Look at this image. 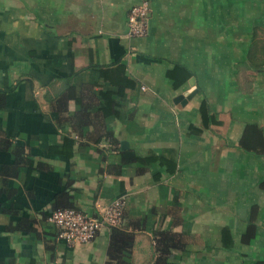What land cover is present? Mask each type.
<instances>
[{"label": "crops", "instance_id": "0c3cea01", "mask_svg": "<svg viewBox=\"0 0 264 264\" xmlns=\"http://www.w3.org/2000/svg\"><path fill=\"white\" fill-rule=\"evenodd\" d=\"M142 3L147 34L130 38ZM254 27L264 0H0V264H108L110 230L68 247L48 218L118 199L122 264H158L166 232L181 248L159 264L264 262V159L237 149L246 124L264 132V72L242 93L234 68ZM175 66L198 91L177 104L191 77ZM203 99L221 126L191 135ZM151 154L164 163L133 159Z\"/></svg>", "mask_w": 264, "mask_h": 264}, {"label": "trees", "instance_id": "16d2710c", "mask_svg": "<svg viewBox=\"0 0 264 264\" xmlns=\"http://www.w3.org/2000/svg\"><path fill=\"white\" fill-rule=\"evenodd\" d=\"M177 69H181L183 72V77L190 78L192 74L185 69L184 67L175 66ZM118 68V66H117ZM235 77L237 81L238 90L242 93L249 92L250 83H251V76L249 75V72H252L254 74H259L264 72V30L254 27L252 30V39L246 54V61L243 63H239L235 65ZM169 77L170 74H168ZM128 81V80H127ZM129 84L119 85L118 86V94H121L122 91L125 88H128L130 86L131 88L134 87L133 82L128 81ZM70 98H74L72 94V90L68 89L67 91ZM72 93V94H71ZM106 97H109L110 93L102 94ZM77 98V97H76ZM77 100V99H76ZM77 102V101H76ZM200 120H201V127L200 128H194L192 126L189 127V133L191 135H200L204 130L210 129L211 126H221V122L218 120V116L214 114L207 101L203 99L199 105L198 108ZM237 149L242 152L245 155L262 158L264 159V132L263 129L258 127L256 124H246L242 135L237 143ZM136 162L142 163V164H149L150 162L158 161L160 164L164 163V158L155 157V155H150L146 158H133ZM166 168L169 172L175 171V164L172 162H167ZM260 190L264 191V180L259 184ZM73 210V209H72ZM122 220V218H121ZM121 222L117 227L111 228V236L110 241L113 243L115 239H119L123 242V244H126L127 247L125 252L129 254L130 250V241L132 242V238H130V235H120L117 233V229L120 228ZM255 226L249 225L244 233V235L241 237V243L242 244H249L251 240L255 238ZM222 234H224V237L229 234V232L224 229L222 231ZM129 236V237H128ZM155 239V253L158 255L157 263H161L162 259L165 258V256L168 255L169 250L171 249H177L179 250L181 248L180 242H176L175 236H173L170 233H157L154 235ZM111 243L110 246V253H109V262L108 264H122L121 261H119L116 257L118 255L117 252H113V244ZM230 247V244L226 245ZM112 252V253H111ZM160 261V262H159ZM128 264V263H127ZM165 264V263H162ZM257 264H264V262H259Z\"/></svg>", "mask_w": 264, "mask_h": 264}, {"label": "built area", "instance_id": "2783aa9c", "mask_svg": "<svg viewBox=\"0 0 264 264\" xmlns=\"http://www.w3.org/2000/svg\"><path fill=\"white\" fill-rule=\"evenodd\" d=\"M148 4L142 3L130 9L127 16V35L142 38L147 34ZM123 199L113 201L97 216L90 217L75 210H57L50 214L48 222L55 227L56 238L68 247L90 243L102 229L117 227L122 218Z\"/></svg>", "mask_w": 264, "mask_h": 264}, {"label": "water", "instance_id": "95a60500", "mask_svg": "<svg viewBox=\"0 0 264 264\" xmlns=\"http://www.w3.org/2000/svg\"><path fill=\"white\" fill-rule=\"evenodd\" d=\"M188 85L190 87V89L188 91H186L185 93H183L182 95L178 96L175 98L174 103H179L181 101L185 102V101H189L191 100L196 94H197V89H196V82H195V78L191 77L188 80ZM124 147V145H121V148Z\"/></svg>", "mask_w": 264, "mask_h": 264}, {"label": "rangeland", "instance_id": "374dc122", "mask_svg": "<svg viewBox=\"0 0 264 264\" xmlns=\"http://www.w3.org/2000/svg\"><path fill=\"white\" fill-rule=\"evenodd\" d=\"M264 30V29H263Z\"/></svg>", "mask_w": 264, "mask_h": 264}]
</instances>
